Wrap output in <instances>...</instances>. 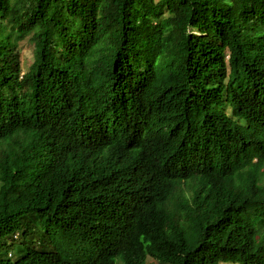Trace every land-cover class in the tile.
<instances>
[{"label":"trees","instance_id":"trees-1","mask_svg":"<svg viewBox=\"0 0 264 264\" xmlns=\"http://www.w3.org/2000/svg\"><path fill=\"white\" fill-rule=\"evenodd\" d=\"M0 27V264H264V0H0Z\"/></svg>","mask_w":264,"mask_h":264},{"label":"rangeland","instance_id":"rangeland-1","mask_svg":"<svg viewBox=\"0 0 264 264\" xmlns=\"http://www.w3.org/2000/svg\"><path fill=\"white\" fill-rule=\"evenodd\" d=\"M2 29L3 27H0V32L2 31ZM19 51H20V61L22 63L23 71L25 72L33 64L34 61L33 43L29 39H26L25 41L19 44ZM148 263L155 264L152 263L151 259L148 260ZM115 264H123V263L120 259H116Z\"/></svg>","mask_w":264,"mask_h":264},{"label":"clouds","instance_id":"clouds-1","mask_svg":"<svg viewBox=\"0 0 264 264\" xmlns=\"http://www.w3.org/2000/svg\"><path fill=\"white\" fill-rule=\"evenodd\" d=\"M149 259H151V258H149ZM149 259H148V260H149ZM151 260H152V259H151ZM152 263H155V262L152 260ZM148 264H151V263H148Z\"/></svg>","mask_w":264,"mask_h":264}]
</instances>
